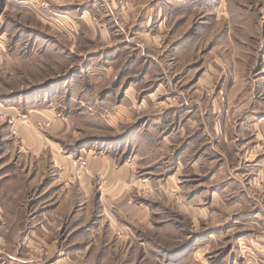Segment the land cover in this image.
Listing matches in <instances>:
<instances>
[{
  "label": "rangeland",
  "instance_id": "374dc122",
  "mask_svg": "<svg viewBox=\"0 0 264 264\" xmlns=\"http://www.w3.org/2000/svg\"><path fill=\"white\" fill-rule=\"evenodd\" d=\"M43 1L0 0V264H172L178 251L175 264H232L229 251L263 263V228L211 211L200 233L180 204L226 158L250 194L230 200L264 213V0ZM45 109L56 130L39 127ZM24 130L43 141L37 154ZM82 148L113 169L92 170ZM122 163L125 204L148 223L117 202Z\"/></svg>",
  "mask_w": 264,
  "mask_h": 264
},
{
  "label": "crops",
  "instance_id": "0c3cea01",
  "mask_svg": "<svg viewBox=\"0 0 264 264\" xmlns=\"http://www.w3.org/2000/svg\"><path fill=\"white\" fill-rule=\"evenodd\" d=\"M39 110H34V111H39ZM45 110H46V112H42V113L45 115L44 118L46 120L44 118L39 117V116H35V118L37 117V119L45 120L43 122H49L48 119L52 120L53 129L56 130V125L58 123L57 119H55V118L53 119L54 114L51 110H48V109H45ZM50 117H52V118H50ZM255 124H257V123H255ZM31 131L33 132V130H31ZM24 133H25V138H26L27 143L35 150L34 152L36 154L38 152H40L41 149L43 148V145H42L43 141L40 140V138L37 134L38 132L35 131V132H33L34 134H29V130L28 131L24 130ZM38 139H39V141H41L40 143L37 142ZM82 149H83V152H81ZM82 149L79 151V153L87 152V151H85L84 148H82ZM87 153H88V157L90 159L92 170L101 169L103 171H109V170L113 169V164L111 162L112 160H110L111 158H109V160H108V159H105L106 157L101 156V154H98V155L95 154L94 155L92 150L88 151ZM224 159H225V161H223V163L218 164L215 167L213 173H211V175H209V177H207L208 179L206 178L207 184H203V186L207 187L206 190L200 191V193H199L200 195H198V197H197V193L191 194L189 196L187 204H180L181 209L184 211V213H186L190 217V223H191V226L194 227L193 228L194 231H196L198 229L200 231V233L204 232V234L206 233V229L201 230V228H203L205 226L206 217L208 216V214L211 211H214V213H215V216H216L215 217V223L217 222V224H218V222L225 223L226 221H228L227 217L229 215L238 214L239 217L242 216L244 221L235 220L236 224L242 223L244 225H249L250 228H248V229H258V228L264 229V216L262 218H261V216H259V215H264V213L259 208H256L257 206L255 204L250 206L249 204H246L244 202V200L240 197L238 198L237 201H231L230 200L232 198V197L230 198V195L237 196L236 195L237 191H239V192L242 191L243 193H245L244 196L246 198L249 197L248 195H250V194L248 193V188L245 186L246 184L244 182V179L240 178V176L233 175L232 174L233 173L232 167H230V164L228 161H226V158H224ZM58 161L62 165H65V167L69 166L68 160H66V158L64 156H58ZM195 163H197V166ZM122 164L123 165H121V167L119 168V170L117 172L113 171V173H112L113 187L116 186L118 189L124 188L123 189L124 192L119 193V195L117 197V202L119 203L121 208L124 209V211L131 216V218H133L135 216H139L137 218L140 221H142L143 223H148L149 220L147 219V214L144 211L131 209L128 206H126V204H125V197L127 195V190H128L127 183L129 180L128 178H129V174H130V169L128 168V165L126 163H122ZM259 164L260 163H258V162L252 163L251 166H253L252 168H254V166H259ZM199 165L201 166V168H202V165H203V168H205L206 162H203L201 160V158L196 157L195 162L191 164L190 170H192V172H195V171L198 172V166ZM262 165H264V164H262ZM203 168L201 170V173L202 172L204 173ZM164 169H166V168H164ZM184 169L185 168L181 169L182 173H183ZM234 170L236 171V169H234ZM161 173L163 174V172H161ZM176 174H179L180 176H182L181 173H179V172H176ZM212 185L217 186V189L214 192H211V194H209L210 193L209 186H212ZM82 186H84V188H86L89 185L85 184ZM199 187H202V186L199 185ZM195 188L196 187L190 188L189 191L192 189H195ZM123 190H121V191H123ZM223 198L225 199L224 201H226V202L222 201ZM204 202L206 204H204ZM214 213H212V214H214ZM129 224L132 225V223H130V222H129ZM168 226L171 227V225H169V224L166 226L163 224V225H159V227H157L158 228V234L163 239L171 238L170 235L167 233V229H169ZM217 226H219V225H217ZM231 227L234 228V226H231ZM232 228H230V229H232ZM262 231L264 232V230H262ZM202 236L205 237L204 235H202ZM197 237H199V236L195 235V239ZM180 238H183V237H180ZM169 249H171V248H169ZM160 252H165L164 246L160 247V251L157 254L160 255ZM184 254H185V252L178 251L176 253V255H179L180 257H178V259H174L175 258L174 257V258H172V260L175 262L174 263L172 261H170V262H172V264H175L177 261H180L183 258H185V257H182ZM226 256H230L229 260L232 261V264H246L247 263V261H246L247 258L243 259L240 256V254H238L236 251H229V253ZM231 256H233L232 259H231ZM187 263L188 264H220L219 262H216V260L211 262L207 259H205L203 261H199V263H198V261L194 260L190 256V254L187 256ZM255 264H264V262L261 263V262L256 260Z\"/></svg>",
  "mask_w": 264,
  "mask_h": 264
},
{
  "label": "built area",
  "instance_id": "2783aa9c",
  "mask_svg": "<svg viewBox=\"0 0 264 264\" xmlns=\"http://www.w3.org/2000/svg\"><path fill=\"white\" fill-rule=\"evenodd\" d=\"M49 1L50 0H44L42 3L45 7H47L49 4ZM55 1H57V0H55ZM0 115H1V117H3V115H8V114L0 113ZM19 118L20 119H18V120L20 121V123H23L26 126L30 125V120L24 114L19 115ZM9 123L12 124V130H11L12 134H14L15 136H19L18 129L14 128L15 127V120L13 118H12V120L9 119ZM38 125L40 128H44V127H49L50 123L44 122L43 124L39 123ZM69 162H70L72 168L75 169V173H74L75 178L80 179L85 174H89V160H87L85 158V156H83L81 154L78 156H75V157L69 156Z\"/></svg>",
  "mask_w": 264,
  "mask_h": 264
}]
</instances>
